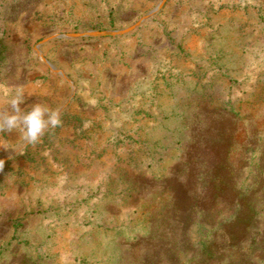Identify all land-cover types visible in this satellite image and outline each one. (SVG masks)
Wrapping results in <instances>:
<instances>
[{"label": "rangeland", "instance_id": "rangeland-1", "mask_svg": "<svg viewBox=\"0 0 264 264\" xmlns=\"http://www.w3.org/2000/svg\"><path fill=\"white\" fill-rule=\"evenodd\" d=\"M162 1L0 0V110L62 120L0 133V264H264V202L244 230L193 177L225 160L257 190L264 0Z\"/></svg>", "mask_w": 264, "mask_h": 264}, {"label": "trees", "instance_id": "trees-1", "mask_svg": "<svg viewBox=\"0 0 264 264\" xmlns=\"http://www.w3.org/2000/svg\"><path fill=\"white\" fill-rule=\"evenodd\" d=\"M260 161L264 164V158ZM240 175V173L238 175L233 174L229 162L223 160L213 170L196 171L193 177L196 182L202 181L206 189L210 191L207 196L209 200L215 202L227 198V200L232 201L236 210L232 221L245 213L244 230H247L252 227V222L255 219L254 203L256 199L257 202H264V167H260L251 178V181L257 185V190L250 189V186L254 184L251 182L246 184Z\"/></svg>", "mask_w": 264, "mask_h": 264}, {"label": "clouds", "instance_id": "clouds-1", "mask_svg": "<svg viewBox=\"0 0 264 264\" xmlns=\"http://www.w3.org/2000/svg\"><path fill=\"white\" fill-rule=\"evenodd\" d=\"M23 92L7 101L8 109L0 110V133L19 131L26 145L38 143L46 130L62 124L61 110L53 109L42 103H34L27 109L22 108ZM5 160L0 159V171Z\"/></svg>", "mask_w": 264, "mask_h": 264}, {"label": "water", "instance_id": "water-1", "mask_svg": "<svg viewBox=\"0 0 264 264\" xmlns=\"http://www.w3.org/2000/svg\"><path fill=\"white\" fill-rule=\"evenodd\" d=\"M165 0H163L160 4V6H162L164 4ZM154 13V11H151L150 13H148L143 19H146L148 18L149 16H151L152 14ZM139 24V22L137 23V25ZM135 26H131L130 28L128 29H125V30H121V31H112V32H109V33H104V32H88V33H81V34H73L72 36L74 37H82V36H104V35H110V36H118V35H121V34H124V33H127L129 32L130 30H132ZM60 37H64V35H61ZM51 39V38H49ZM45 42V41H44ZM42 60L44 62H46L51 69H53V67L45 60L42 58ZM54 70V69H53Z\"/></svg>", "mask_w": 264, "mask_h": 264}]
</instances>
